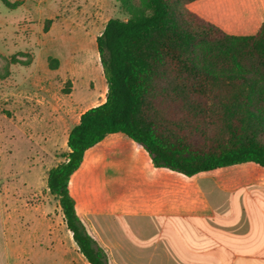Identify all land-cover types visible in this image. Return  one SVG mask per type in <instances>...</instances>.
<instances>
[{
	"label": "trees",
	"instance_id": "16d2710c",
	"mask_svg": "<svg viewBox=\"0 0 264 264\" xmlns=\"http://www.w3.org/2000/svg\"><path fill=\"white\" fill-rule=\"evenodd\" d=\"M195 1L148 0V13L112 18L96 39L106 99L81 114L66 159L47 177L89 264L110 262L77 214L76 176L74 197L70 181L107 136L125 135L155 168L186 177L247 163L264 168V23L252 35L229 34L189 10Z\"/></svg>",
	"mask_w": 264,
	"mask_h": 264
},
{
	"label": "crops",
	"instance_id": "0c3cea01",
	"mask_svg": "<svg viewBox=\"0 0 264 264\" xmlns=\"http://www.w3.org/2000/svg\"><path fill=\"white\" fill-rule=\"evenodd\" d=\"M187 7L233 35H252L264 23V0H198ZM48 127L45 138L52 135ZM111 171L117 178L110 181ZM75 176L77 199L72 192ZM207 183L210 190L204 187ZM86 191L94 192V201L88 200ZM70 192L78 216L105 249L110 264H264V168L255 164L186 177L155 168L140 145L116 133L87 151L71 178ZM4 201L0 192V264ZM85 201L82 211L79 206ZM25 215L29 222L25 246H51L47 210Z\"/></svg>",
	"mask_w": 264,
	"mask_h": 264
},
{
	"label": "rangeland",
	"instance_id": "374dc122",
	"mask_svg": "<svg viewBox=\"0 0 264 264\" xmlns=\"http://www.w3.org/2000/svg\"><path fill=\"white\" fill-rule=\"evenodd\" d=\"M149 10L148 0H0V192L6 212L1 264H89L46 176L70 151L67 131L106 99L97 37L110 19ZM258 107H264V92ZM48 126L52 135L45 138ZM262 126L264 132V121ZM108 175L117 178L113 171ZM86 197L95 200L93 191ZM39 208L47 210L53 241L46 249H30L25 213Z\"/></svg>",
	"mask_w": 264,
	"mask_h": 264
}]
</instances>
